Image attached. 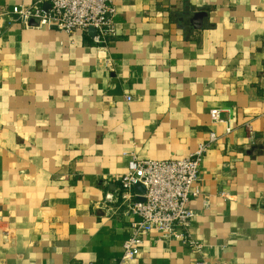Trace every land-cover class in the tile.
I'll return each instance as SVG.
<instances>
[{
  "label": "crops",
  "instance_id": "obj_1",
  "mask_svg": "<svg viewBox=\"0 0 264 264\" xmlns=\"http://www.w3.org/2000/svg\"><path fill=\"white\" fill-rule=\"evenodd\" d=\"M41 1L0 0V264H122L133 217L107 196L134 159L212 134L189 205L203 250L151 233L131 264H264V0H113L105 47L11 14Z\"/></svg>",
  "mask_w": 264,
  "mask_h": 264
},
{
  "label": "built area",
  "instance_id": "obj_2",
  "mask_svg": "<svg viewBox=\"0 0 264 264\" xmlns=\"http://www.w3.org/2000/svg\"><path fill=\"white\" fill-rule=\"evenodd\" d=\"M11 14L26 28L50 29L69 36L94 30L96 47L107 46L117 36L118 14L113 0H42L14 6ZM212 117L215 121L221 118L219 112H214ZM216 142L217 137L212 134L197 153L183 159H134L131 170L119 179L118 193L108 195L105 201L107 205L117 204L126 216L133 217L132 234L124 244L122 264L136 261L145 237L151 233H156L158 240L180 241L195 251L203 250V245L192 240L189 234L196 216L189 205L203 195L202 165ZM139 184L145 188L144 195L135 191Z\"/></svg>",
  "mask_w": 264,
  "mask_h": 264
},
{
  "label": "water",
  "instance_id": "obj_3",
  "mask_svg": "<svg viewBox=\"0 0 264 264\" xmlns=\"http://www.w3.org/2000/svg\"><path fill=\"white\" fill-rule=\"evenodd\" d=\"M206 18H208V10L207 9L201 10V11H198V12L194 13V15L191 17L190 21H191L192 26L195 29L199 30V29H201L203 27V21ZM31 25L34 26L35 23L32 22ZM90 33H95V31L94 30H90ZM135 191L139 195H144L145 188H144V186L139 184V185L135 186Z\"/></svg>",
  "mask_w": 264,
  "mask_h": 264
}]
</instances>
